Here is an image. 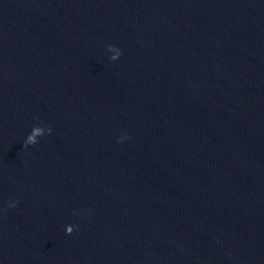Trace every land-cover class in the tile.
Returning a JSON list of instances; mask_svg holds the SVG:
<instances>
[{
  "label": "water",
  "instance_id": "1",
  "mask_svg": "<svg viewBox=\"0 0 264 264\" xmlns=\"http://www.w3.org/2000/svg\"><path fill=\"white\" fill-rule=\"evenodd\" d=\"M0 264H264V0H0Z\"/></svg>",
  "mask_w": 264,
  "mask_h": 264
},
{
  "label": "clouds",
  "instance_id": "2",
  "mask_svg": "<svg viewBox=\"0 0 264 264\" xmlns=\"http://www.w3.org/2000/svg\"><path fill=\"white\" fill-rule=\"evenodd\" d=\"M107 49H108V51H110V52L113 53V55L109 58L110 60L115 61V60H117V59L120 57V55H121V50H120V48H118V47H116V46H114V45L109 44V45H107ZM48 131H49V133H50V132H51V129L48 128ZM126 139H128L127 135H121V136L118 138V142H119V141L126 140ZM36 141H37V140L35 139V134L32 133V134H29L28 136L25 137L23 143H24V145H31V144L36 143ZM13 205H14V202H12L9 206H13ZM65 231H66L67 233H71V232L73 231V225H71V227H69L68 225H66V226H65Z\"/></svg>",
  "mask_w": 264,
  "mask_h": 264
}]
</instances>
